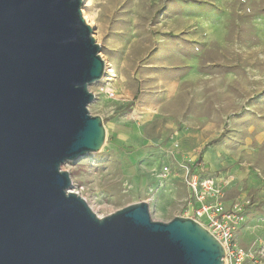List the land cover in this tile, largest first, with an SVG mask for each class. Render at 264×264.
Returning a JSON list of instances; mask_svg holds the SVG:
<instances>
[{
    "label": "rangeland",
    "instance_id": "obj_1",
    "mask_svg": "<svg viewBox=\"0 0 264 264\" xmlns=\"http://www.w3.org/2000/svg\"><path fill=\"white\" fill-rule=\"evenodd\" d=\"M84 9L110 71L89 106L107 140L63 166L72 191L99 217L148 202L167 223L186 217L189 169L233 176L226 206L250 202L236 242L254 256L247 264H264V0H88Z\"/></svg>",
    "mask_w": 264,
    "mask_h": 264
},
{
    "label": "water",
    "instance_id": "obj_2",
    "mask_svg": "<svg viewBox=\"0 0 264 264\" xmlns=\"http://www.w3.org/2000/svg\"><path fill=\"white\" fill-rule=\"evenodd\" d=\"M83 0H0V264H225L192 218L164 223L148 202L99 217L67 163L100 153L91 114L105 61Z\"/></svg>",
    "mask_w": 264,
    "mask_h": 264
},
{
    "label": "built area",
    "instance_id": "obj_3",
    "mask_svg": "<svg viewBox=\"0 0 264 264\" xmlns=\"http://www.w3.org/2000/svg\"><path fill=\"white\" fill-rule=\"evenodd\" d=\"M98 93L115 97L104 86ZM165 171L168 172V168ZM185 182L189 192L185 216L205 227L223 245L226 252L225 264H247L249 260H253L254 256L236 242L237 233L242 226L241 214L245 204L250 202L241 203L238 200L230 208L226 206V189L234 182L233 176L219 178L189 169Z\"/></svg>",
    "mask_w": 264,
    "mask_h": 264
},
{
    "label": "bare ground",
    "instance_id": "obj_4",
    "mask_svg": "<svg viewBox=\"0 0 264 264\" xmlns=\"http://www.w3.org/2000/svg\"><path fill=\"white\" fill-rule=\"evenodd\" d=\"M87 1H88V0H83L84 5H85V3H86ZM83 14H84V17H85L86 21H87L91 26H93V25H94V20H95L94 17H93L92 15L88 14L84 8H83ZM104 61H105V63H106V65H105V73H108V72H110V71H109V67H108V62H107L106 60H104ZM105 76H107V74H106Z\"/></svg>",
    "mask_w": 264,
    "mask_h": 264
},
{
    "label": "crops",
    "instance_id": "obj_5",
    "mask_svg": "<svg viewBox=\"0 0 264 264\" xmlns=\"http://www.w3.org/2000/svg\"><path fill=\"white\" fill-rule=\"evenodd\" d=\"M232 185H233V184H231V185L226 189L227 193H228V191L231 189ZM188 195H189V192H188V189H187V198H188ZM186 201H187V199H186ZM185 203H186V202H185ZM184 207H185V206H184ZM227 207H228V206H227Z\"/></svg>",
    "mask_w": 264,
    "mask_h": 264
}]
</instances>
